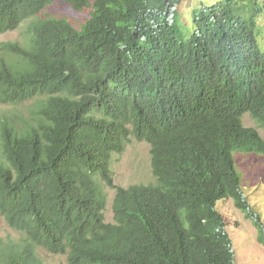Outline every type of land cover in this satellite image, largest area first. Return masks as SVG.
I'll list each match as a JSON object with an SVG mask.
<instances>
[{"label":"trees","instance_id":"obj_1","mask_svg":"<svg viewBox=\"0 0 264 264\" xmlns=\"http://www.w3.org/2000/svg\"><path fill=\"white\" fill-rule=\"evenodd\" d=\"M63 1L62 12H42ZM0 0V264H237L217 208L244 197L236 151L264 154V0ZM264 17V16H263ZM261 23V30L262 24ZM264 26V24H263ZM134 137L156 182L118 186L111 167ZM106 186L116 189L105 220Z\"/></svg>","mask_w":264,"mask_h":264},{"label":"rangeland","instance_id":"obj_2","mask_svg":"<svg viewBox=\"0 0 264 264\" xmlns=\"http://www.w3.org/2000/svg\"><path fill=\"white\" fill-rule=\"evenodd\" d=\"M202 1L212 0H184L178 10L183 21H187L192 27L193 8L198 7ZM66 9L63 1L46 8L42 16L51 12H62ZM264 15L258 18V38L260 48L264 50ZM29 21L24 22L20 28L0 34V43L5 41L22 40ZM33 106L32 101L21 104H5L0 102V114L3 112L13 113ZM245 126L255 127L264 138V126H261L250 113L243 117ZM236 165L242 175V190L244 197L249 202L253 211L260 215L264 225V154L246 153L236 151L234 153ZM111 167L113 170L114 182L118 186L128 187L132 184H149L156 182L152 169L151 145L146 141H138L134 137L125 144L121 153H114ZM107 204L104 210L105 220L114 222L113 201L116 189L106 186ZM217 208L223 215L226 222V229L233 242L235 259L237 264H264V245L257 236L259 228L255 225L246 213L238 208L234 199L227 198L218 201ZM0 236L4 240H19L24 232L10 225L6 218L0 214ZM39 254L45 264H69L66 254H53L44 248L39 249Z\"/></svg>","mask_w":264,"mask_h":264}]
</instances>
